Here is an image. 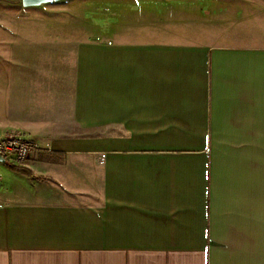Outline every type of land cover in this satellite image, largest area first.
I'll return each instance as SVG.
<instances>
[{
	"label": "crops",
	"instance_id": "obj_1",
	"mask_svg": "<svg viewBox=\"0 0 264 264\" xmlns=\"http://www.w3.org/2000/svg\"><path fill=\"white\" fill-rule=\"evenodd\" d=\"M143 2L0 63V264H264V0Z\"/></svg>",
	"mask_w": 264,
	"mask_h": 264
},
{
	"label": "rangeland",
	"instance_id": "obj_2",
	"mask_svg": "<svg viewBox=\"0 0 264 264\" xmlns=\"http://www.w3.org/2000/svg\"><path fill=\"white\" fill-rule=\"evenodd\" d=\"M123 5L114 7V0H62L25 8L23 0H0V63H25L36 68L37 64L70 65L76 43L105 31L104 25L112 31V11L116 9L119 15L130 12L129 6ZM32 72L37 73V69ZM14 134L22 133L10 132L4 138Z\"/></svg>",
	"mask_w": 264,
	"mask_h": 264
},
{
	"label": "built area",
	"instance_id": "obj_3",
	"mask_svg": "<svg viewBox=\"0 0 264 264\" xmlns=\"http://www.w3.org/2000/svg\"><path fill=\"white\" fill-rule=\"evenodd\" d=\"M35 151V145L22 134L11 135L0 140V155L5 161L16 164L26 163Z\"/></svg>",
	"mask_w": 264,
	"mask_h": 264
},
{
	"label": "water",
	"instance_id": "obj_4",
	"mask_svg": "<svg viewBox=\"0 0 264 264\" xmlns=\"http://www.w3.org/2000/svg\"><path fill=\"white\" fill-rule=\"evenodd\" d=\"M62 0H23V5L25 8H32V7H41L43 5L57 3ZM0 162L6 163L5 159L0 155Z\"/></svg>",
	"mask_w": 264,
	"mask_h": 264
},
{
	"label": "trees",
	"instance_id": "obj_5",
	"mask_svg": "<svg viewBox=\"0 0 264 264\" xmlns=\"http://www.w3.org/2000/svg\"><path fill=\"white\" fill-rule=\"evenodd\" d=\"M13 169H15L16 171H18V172H24V173H27V171L26 170H24V169H22V168H18V167H13V166H11Z\"/></svg>",
	"mask_w": 264,
	"mask_h": 264
}]
</instances>
